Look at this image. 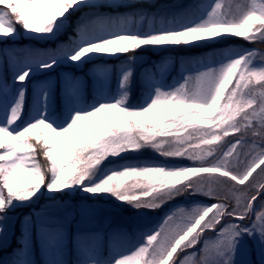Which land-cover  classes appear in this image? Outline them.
Returning a JSON list of instances; mask_svg holds the SVG:
<instances>
[{
  "label": "snow or ice",
  "instance_id": "6c2138e0",
  "mask_svg": "<svg viewBox=\"0 0 264 264\" xmlns=\"http://www.w3.org/2000/svg\"><path fill=\"white\" fill-rule=\"evenodd\" d=\"M77 13L67 43L5 50L11 85L0 61V249L9 246L12 213L51 201L21 219L19 247L2 264H37V246L42 264H264V210L254 207L259 199L264 209V53L227 49L182 60L171 83L164 79L170 61H163L145 70L139 98L133 95L139 51L209 47L233 37L264 42V0H210L156 13L136 0H0V42L22 33L56 41ZM96 60L121 63L94 65L91 85L71 72L35 80ZM144 149L191 164L109 159ZM74 193L138 212L182 196L215 202L166 213L125 248L118 229L105 245L108 221L96 219L92 204H67Z\"/></svg>",
  "mask_w": 264,
  "mask_h": 264
},
{
  "label": "rangeland",
  "instance_id": "374dc122",
  "mask_svg": "<svg viewBox=\"0 0 264 264\" xmlns=\"http://www.w3.org/2000/svg\"><path fill=\"white\" fill-rule=\"evenodd\" d=\"M210 0H139V4L141 8L148 13H156L157 11L164 10L168 12H178L181 10L188 9L190 6L200 3H209ZM84 11H88L85 9ZM82 13H77L75 16L72 17L71 21L69 22L68 27L62 32L56 41L48 42V41H37L29 39L23 33L16 38L15 41L9 39L6 43L0 42V61H3V70L5 75L7 76L8 83L11 85L12 83V74L8 68L7 58L5 56V50L8 49H25V48H35V49H49L55 48L57 45L62 44L61 37L73 36L74 29L76 27V23L79 20ZM143 30H147V24L144 23L142 26ZM256 41L250 42L251 44L243 46V47H228L224 48L223 50L227 49H237V50H244V49H252L255 50L258 54L264 53V49L258 46H252V43ZM260 42V41H259ZM224 43V42H223ZM222 50V51H223ZM152 50H143L139 51L137 54L142 57V62L136 63L133 66V71L136 75L135 77V84H134V93H140V80L142 74L145 73V70H151L155 72L154 66L162 63L163 61H170L168 70L164 74V79L167 82H173L175 79L179 78V72L181 70V61H193L197 60L202 57H209L213 56V49L207 50L202 54H195L193 57L190 56H182V55H175L172 52H158L154 51L157 56H154ZM130 55V54H129ZM190 57V59H188ZM101 64H111L113 65L114 69H118L119 67L114 63L110 62V60H96L89 64L84 65L82 68H75L68 65H61L60 67L51 70L46 74L38 75L35 80L36 81H43L48 79L49 77L54 80L58 81L59 76L61 73L71 72L75 76L82 77L84 80L88 82L89 85L92 83V77L90 73L94 71V65H101ZM150 65V66H149ZM188 66V65H186ZM189 67V66H188ZM157 77L159 78V73L157 72ZM113 84L115 83V73L113 75ZM18 86V85H17ZM32 84L29 83L28 88V101L26 106L30 105L31 97H32ZM39 130H35L33 135H35ZM113 160L115 163L123 162V161H141L146 163H181V164H188L190 165L191 162L184 159L178 160H165V158L161 157L159 154L155 153L151 149H144L141 150L138 154L133 153H124L121 157L116 158H109ZM105 163H108L107 161ZM255 175V174H254ZM24 178L22 173V179ZM65 201L67 204L71 205L73 208L79 206L81 203H89L92 204L96 210L95 217L99 221H108L106 227H104L105 232V245H107L108 234L112 232L114 229L120 230L121 234L124 236V239L121 241V244L125 247H131L136 243L140 242L142 239V234L146 230H150L152 227L158 225L163 218L165 217L166 213H170L175 211L178 207H191L194 204H210L214 203V198L200 196H192V197H177L175 200L168 202L167 204L163 205L160 209L154 211H137L130 207L117 204L115 201L105 199L103 201H92L90 199H86L84 194L82 193H74L70 197H66ZM51 201L47 199V197L42 198L33 208L36 211H40L44 208L47 204H50ZM255 207L258 210L260 209V200L255 203ZM33 208L29 207H21L18 208L14 213H12V221H14V228L11 227L12 221H9L10 224V231L12 233L10 238L9 246L6 248L0 249V264L3 261L8 260L11 261L14 257L12 256V252L8 250L11 247H19L17 244V237L20 236V222L21 219L29 215ZM80 219L79 215L76 216L74 220H72L69 224V249L71 250V234L75 232V224ZM212 233H206V236L212 237ZM35 242V238H34ZM201 247V245H197V248ZM69 260L74 259V256L70 253L67 257ZM35 259L37 264H42V257L40 255L39 247H36L35 250Z\"/></svg>",
  "mask_w": 264,
  "mask_h": 264
},
{
  "label": "trees",
  "instance_id": "16d2710c",
  "mask_svg": "<svg viewBox=\"0 0 264 264\" xmlns=\"http://www.w3.org/2000/svg\"><path fill=\"white\" fill-rule=\"evenodd\" d=\"M136 2H139V0H136ZM61 40H63V44H64V43H67L69 39L67 38V36H63V37H61ZM227 42H236V43L243 42L244 43V40L241 38L235 37V38H231V39L227 40ZM258 45L264 47V43H258ZM212 49H215L214 53L219 52V50L222 49V46L220 44H215V45H212L209 47H183L182 46V47H179V48H177L171 52L176 54V55L192 56L194 53L201 54L207 50H212ZM155 55H157V54H155ZM121 59H124V57H122ZM189 59H190V57H189ZM110 62L115 63L117 66H120V63H121V61H118V60H110ZM134 77H136L135 73H134ZM134 84H135V79H134ZM133 95L137 99L139 98V94L138 93L135 94L134 91H133ZM133 102H135V101H133ZM41 163H44V161L41 160ZM13 249L14 248H11L9 251L13 252Z\"/></svg>",
  "mask_w": 264,
  "mask_h": 264
}]
</instances>
